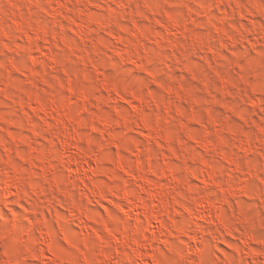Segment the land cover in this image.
<instances>
[{
	"label": "clouds",
	"instance_id": "9594fccd",
	"mask_svg": "<svg viewBox=\"0 0 264 264\" xmlns=\"http://www.w3.org/2000/svg\"><path fill=\"white\" fill-rule=\"evenodd\" d=\"M0 264H264V0H0Z\"/></svg>",
	"mask_w": 264,
	"mask_h": 264
}]
</instances>
